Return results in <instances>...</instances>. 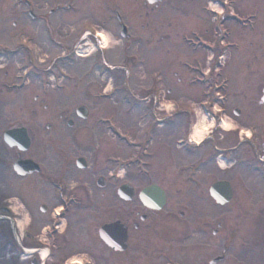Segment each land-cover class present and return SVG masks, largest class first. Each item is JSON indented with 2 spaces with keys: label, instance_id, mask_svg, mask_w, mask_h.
Listing matches in <instances>:
<instances>
[{
  "label": "flooded vegetation",
  "instance_id": "obj_1",
  "mask_svg": "<svg viewBox=\"0 0 264 264\" xmlns=\"http://www.w3.org/2000/svg\"><path fill=\"white\" fill-rule=\"evenodd\" d=\"M0 9V39L21 41L10 56L23 54L33 64V56H48L39 59L42 66L65 71L70 82L97 84V73L106 72L125 78L111 59L115 52L132 79L137 56L149 68L150 53L163 47L166 63L169 54L180 61L189 52L182 64L196 73L190 83L213 89V129L194 160L149 162L121 178L126 156L116 136L136 135L116 129L120 117L108 105L98 109L108 96L97 99L96 88H85L81 117L70 105L58 112L42 91L16 94L0 84V248L26 253L18 264L264 262V38L257 32L264 0H0ZM173 22L177 38L167 32ZM100 31L113 40L108 49ZM237 50L252 59L239 66L235 54L231 65ZM242 66L257 81L230 99L228 82ZM166 68L150 67L157 69L150 84H163ZM10 130L19 145L4 139ZM223 180L233 193L224 205L216 192ZM151 186L155 191L145 192ZM110 224L115 245L102 234Z\"/></svg>",
  "mask_w": 264,
  "mask_h": 264
},
{
  "label": "rangeland",
  "instance_id": "obj_2",
  "mask_svg": "<svg viewBox=\"0 0 264 264\" xmlns=\"http://www.w3.org/2000/svg\"><path fill=\"white\" fill-rule=\"evenodd\" d=\"M0 11H4L1 10ZM176 23L173 22L172 25L167 27V32L173 33V38H177L174 32V28L178 27L175 25ZM167 26V25H166ZM251 31V30H250ZM256 31V30H255ZM255 31H251L249 34L255 33ZM257 32L261 34L264 38V24L261 25L258 29ZM236 39L237 38H233ZM113 41V40H112ZM14 41H9L6 39H0L1 44H12ZM0 44V45H1ZM113 43L110 44L112 46ZM163 50V51H162ZM162 50L159 48H156L155 50L153 49L152 52L150 53V65L149 68L147 65H142L140 66L137 71H135L132 75L133 79V88L136 92H139L140 97L141 94L145 95L143 88L141 89V86L143 85H150L153 87H156V84H150V75L152 72L156 71L157 69H151L150 67H163L166 68L168 66L167 58H166V51H164L163 47ZM168 50H179L178 47H169ZM187 50V48H186ZM118 51V50H115ZM188 52V50H187ZM112 53V52H111ZM110 53V54H111ZM231 59L229 60V63L232 65L235 61V54L240 55V62L239 66L244 63L246 58L250 61L253 57L251 55L252 53L248 51L247 54H244L240 50L237 51H232L231 52ZM149 54V53H148ZM190 55V53L188 52ZM189 55L186 57V52L181 56V60L178 61V59H175V56H171V63L169 65V68L167 71H165L164 75V80L162 81V88H165L166 94H168L167 98H175L177 99V102L173 106L170 105V107H179L183 104H187L191 100H195L197 104L195 105L196 107V116L201 117L202 113L199 110L198 103L204 99L202 95V88L203 86L200 85H195L191 84L190 80L193 79V77L196 78V73L195 72H187L186 68L182 64V61L184 60H191L189 58ZM40 57V60H47L48 56L38 54ZM111 59H115L117 62L116 63H121L123 65V54L121 53H113L110 55ZM203 57V56H200ZM125 59H128L126 57ZM27 65H22V57L21 56H16L9 62L5 61H0V84H28L26 88L23 89V91L19 92L22 94H36L38 91H40L39 85L38 84H49V94L47 96L52 99V101L56 102L57 107H58V112L59 110H62L65 108V105H62L61 103L65 102L67 105L70 106H75L81 103L82 100V95H83V90L85 88H96V90L104 91V90H112L113 92L116 91V94L114 97L110 98L109 100H104V103H100L102 105L98 104V109L103 108L104 104L108 105L109 110L113 112H117L120 115V120L122 125L126 128L134 129L136 133L141 132V127L144 121H140V110H138L136 113L137 114H128L127 112V104L123 101L122 96L120 95L121 88H118V84H122L124 80L120 78H114L109 72H107L103 76L97 75L98 81L95 83H91L92 79H83L81 83H75L73 81L67 82L63 77L60 78V80L57 78V71L53 70L54 73L48 72V71H39V70H28ZM236 68V67H234ZM239 72V78L235 80V78H231V81L228 82V89L227 86L225 88L227 89V94L230 95V99H233V96H236L235 93L245 91V87L248 84H252L257 81L255 73L250 74L244 66L242 67H237ZM227 70V68H226ZM78 78L80 79L81 76L83 75L82 69L76 68ZM137 73V76L135 77V74ZM62 74V73H61ZM59 74V75H61ZM121 76H124L125 71L120 70L119 73ZM228 74V73H227ZM127 77V74H125ZM116 77V75H115ZM127 80V79H126ZM152 81V79H151ZM189 81V82H188ZM100 82L102 84H100ZM153 83V81H152ZM61 84L64 86L63 90L55 87H60ZM160 85V84H159ZM256 85V84H253ZM257 84L256 86H258ZM161 86V85H160ZM56 88V89H55ZM158 88H155V90ZM16 93V94H19ZM123 93V92H122ZM165 94V95H166ZM234 94V95H233ZM139 100V98H138ZM50 101V100H49ZM135 103H138L137 101ZM61 104V105H60ZM170 104H172L170 102ZM164 111L162 113H168L170 109H167L166 107H163ZM166 108V109H165ZM198 120V119H197ZM141 122V123H140ZM2 126L0 122V127ZM137 133V134H138ZM167 135V131L164 132ZM140 134V133H139ZM170 135L169 137H166L165 140L167 143L170 145L168 146L167 149L165 150H156V146L160 144L159 141L162 140V138H158V141L156 140L157 145H154L151 147V151L153 152H148L145 154V156H140L138 159L143 160V161H158V160H184V159H192L189 156H184L182 154V151L178 149L175 145V138L174 133L169 132ZM161 146V145H160ZM124 169H122L123 171ZM131 170L128 171L126 169V173H130ZM224 209H218V211H222ZM261 257L262 260L264 261V244L261 246ZM4 255V256H2ZM0 264H9V260L6 257V254H2L0 252ZM264 264V262L262 263Z\"/></svg>",
  "mask_w": 264,
  "mask_h": 264
},
{
  "label": "bare ground",
  "instance_id": "obj_3",
  "mask_svg": "<svg viewBox=\"0 0 264 264\" xmlns=\"http://www.w3.org/2000/svg\"><path fill=\"white\" fill-rule=\"evenodd\" d=\"M109 38L106 36V43H108ZM209 124L206 122V120H203L201 123L197 124L195 126L194 130V136L197 138V140H201L207 132Z\"/></svg>",
  "mask_w": 264,
  "mask_h": 264
}]
</instances>
